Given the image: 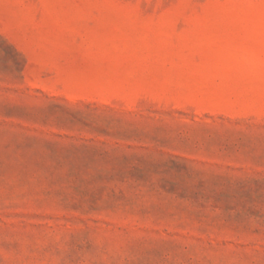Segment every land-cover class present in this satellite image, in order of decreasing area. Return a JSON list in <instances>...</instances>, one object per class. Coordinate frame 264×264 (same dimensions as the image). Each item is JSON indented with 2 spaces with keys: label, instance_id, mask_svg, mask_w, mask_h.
Instances as JSON below:
<instances>
[{
  "label": "rangeland",
  "instance_id": "374dc122",
  "mask_svg": "<svg viewBox=\"0 0 264 264\" xmlns=\"http://www.w3.org/2000/svg\"><path fill=\"white\" fill-rule=\"evenodd\" d=\"M0 264H264V0H0Z\"/></svg>",
  "mask_w": 264,
  "mask_h": 264
}]
</instances>
